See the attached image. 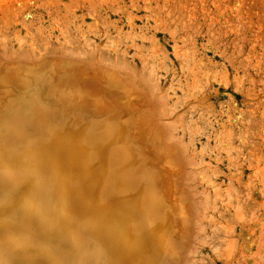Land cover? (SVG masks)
I'll use <instances>...</instances> for the list:
<instances>
[{"label": "rangeland", "instance_id": "374dc122", "mask_svg": "<svg viewBox=\"0 0 264 264\" xmlns=\"http://www.w3.org/2000/svg\"><path fill=\"white\" fill-rule=\"evenodd\" d=\"M130 17L132 18V22L131 20L129 21ZM183 24L184 27L182 26ZM174 26H176V28H174ZM27 31L29 33H27ZM186 35H188L187 42L189 44L188 46L184 47V42L182 43V40L180 41L179 39L180 36L184 37ZM69 44L73 46H70ZM32 45L36 46L37 53H43L45 51L48 52V47L51 49L55 48L54 50L56 52L58 50L61 51V49L64 47L71 55L78 54L82 57H88V59L98 58L102 61L108 60L115 62L120 61L121 58L124 57L128 60V63L130 62L137 67L139 74H143L146 78L153 80L162 91L160 96H163L164 98V92L166 93L168 109L167 114H172L173 117L171 118L170 115H167V119L172 120L178 116H182L181 129L177 134H175L174 139L183 142L184 145H186V147L189 149H187L189 156L194 158V163L189 166V170L195 174L193 180L190 183L195 192L198 194V199L201 201V213H205L208 218L210 213L212 219L214 220L206 219L204 221V227L207 233L204 237L197 239V248L192 257L193 264H251L250 262H252L253 257L255 259L253 260V263L264 264V254H261V252L264 250V246L262 245V247L260 246L261 244H259L261 243L260 234L258 235L257 232L253 231H250L249 233L248 231L241 232L240 225L242 222L238 219V217L244 215L261 214L260 220L264 223V174H262L264 173V0H0V54L20 52L25 56H30ZM126 45L129 46L127 47ZM138 45H140V47H138ZM175 45L181 48V51L184 52V54L191 50L189 59L185 58V60L181 62L180 59H177V57L175 58L176 55L174 49L172 48ZM185 49H188V51ZM60 51L57 53H60ZM181 51L179 54H181ZM141 59H144V63L141 62ZM133 60L134 62H132ZM164 63L166 64L164 65ZM180 67H182L181 70ZM45 70L47 71H44V74H41V71H38L41 76L38 77L39 79L32 77H29V79H21V86L23 88H20V84L16 85V87L20 90L18 93L21 94L22 92L23 97H20L22 95H18L16 92L15 94L12 92L13 94L10 93L5 95V98L2 97L1 99L3 101L0 100V130L2 129L0 131V142H6L4 151H7L8 153H10V151L15 147V150L11 151V153H13L8 157L10 161L14 157L15 160H12V163L4 158H0V192L5 194L9 192L10 194L8 193V196L11 195L6 197L7 195L0 193V196L2 195L3 197L0 199V210H3L2 212L0 211V224L9 222V218H11L10 216L14 215V213H12L15 210L14 208H17L18 204L16 203L20 202L18 206L22 207L24 215H29V213L30 215H33L34 213H37L36 215L38 217L39 214L51 216V219H54L51 221L54 227L51 223H45L44 228L49 231L52 239L61 238V240H65V243H68L69 245L70 242H68L67 238L70 237L72 240L77 239H73L75 236H70L68 233H66V229L63 228L64 225L59 223L61 222V215L66 214L68 210H70L69 207H72L74 199L75 202H77L76 200H82V197L80 198V196H78L79 193L83 192L81 193L82 195L85 193L93 195L92 186L97 182L99 177L96 170H101V167L104 169L102 163L106 160V156L104 153L99 151L97 147L98 145L94 144V146L92 145L91 151L95 155H92V158L87 161V167L90 166L93 168H87L83 166L76 169L66 164V158L64 154L62 156L61 151H58L56 154H54L53 148L57 145V143L62 144V139L64 137L71 135L72 137L78 139V144L75 149H78V147L80 149V140L84 138V135L89 136L95 131L98 132L99 130L113 131V129H117V123L116 119L110 120V114H103L104 116L102 114H97L95 117L90 115L82 101H76L65 95V89L53 87L52 85H54V82L48 78L50 77L49 72H51L52 69L47 68ZM220 74L223 77V74H225L226 78L224 77L222 79H225L228 83L227 87L223 86ZM193 77H195V80ZM45 79H49L46 81L47 83L44 81ZM41 83H43V86ZM50 86L51 90H49ZM175 86L178 87L175 89ZM37 89H40L41 91ZM38 91L40 93H38ZM49 92L52 95L49 96ZM58 92L63 93V95L60 96ZM9 98L11 101L8 100ZM26 99L30 101H27ZM62 99H64L65 102ZM12 101L14 102L11 103ZM160 102L162 109L161 120L164 122V99L163 101L160 100ZM39 103L42 105H39ZM52 104L55 106L54 108ZM70 105H72L74 108H69ZM26 107H30L31 111ZM41 107L47 108L45 111L52 118L55 115L53 120L58 119L56 121L54 120L53 125L44 126V132H41V129L39 128V131L37 129L35 130V128L27 122L25 124L23 123L21 126L19 125L20 122L17 120L18 116L29 119L34 115V113H36L37 109H40ZM6 108L11 109L7 110ZM80 108L84 109L81 110ZM74 109H76V111ZM84 110L86 111L87 117ZM25 114L27 116H25ZM29 115L30 117H28ZM91 116L92 118H90ZM12 118L13 122L11 120ZM14 118H16V120ZM7 121L11 122L12 124H7ZM192 121L194 123L196 122V124H194ZM70 124L73 126H70ZM222 125L223 127H221ZM83 126L84 129L82 128ZM109 126L111 127L109 128ZM70 130H73V132ZM10 131H13L15 134H17L19 138L15 137L16 139H11L10 137H7V133ZM32 138H35L33 139V142H31ZM37 140L40 141L38 144L35 142ZM29 141L34 146H32ZM34 143L41 147L36 146ZM64 148L65 146L63 145L61 149ZM34 149L35 151L39 149V152H37L40 155L35 153ZM63 151V153H66V148ZM0 152L2 151L0 150ZM18 153L20 156H17ZM13 154L16 157L13 156ZM25 154L33 155L25 157ZM21 155L24 156V159ZM217 155L219 156L215 158ZM226 155L229 157L232 156L230 157L231 159ZM35 156L36 159L33 158ZM212 157H214L213 160ZM17 158L18 162H16ZM59 158L60 162L62 163L63 172H69V175L66 176V179L70 182V184L65 185L64 188L65 190L69 189L68 192L63 190L65 192L62 194H56L54 192L51 195V192L48 193L47 190L45 195L46 197H44L48 199L50 198V202H48V199L44 200V202L42 199L39 200V198L36 199L34 196L31 197L28 193L30 191H35L37 189L35 187L40 186V184H46L47 182V184H50V180H52V182L57 179L59 180V173L56 171L54 172L55 168L53 167L55 160ZM228 158L230 161H227ZM21 159H23V161ZM32 160L34 164L31 163ZM99 160L102 162L101 164ZM214 160L218 162H215ZM2 161H7L9 164L7 162V164H4L5 162ZM14 162L17 163V166L14 164ZM36 162L39 164L36 165ZM248 163L250 164V167ZM27 165L31 166L28 167ZM18 169L21 170L19 171ZM69 169L72 172H70ZM108 169L109 168H107V170ZM31 170L36 171V179L35 177L33 179L32 175H29ZM45 171H49L51 174L50 178L48 177L49 180L48 178H45L47 177V173H42ZM111 171L113 173L115 172L114 169ZM212 171L214 174H217L212 175ZM3 173L8 176V178ZM145 173L146 172L144 170L141 171L140 177L144 176ZM200 173L203 176L199 175ZM21 174L24 175V177ZM40 174L44 176L43 181L38 179V176L41 177ZM53 175L55 177L54 180ZM204 175H206L205 180L202 179V177L204 178ZM3 176L4 178L2 179ZM7 179L8 181H5ZM24 179L25 182H27L28 179V182L25 183ZM30 179H33L36 182L34 181L32 183ZM211 180H213V183ZM5 182L9 183L6 184ZM21 182L23 184H21ZM206 183H208V185ZM83 184H85L86 187L83 188ZM126 185L127 181L126 183L120 182L118 177L112 179L111 187L115 193H119V190H126ZM17 186L19 188H17ZM25 187L27 188V191L24 189ZM31 187L35 189L32 190L33 188ZM70 188H72L73 193ZM82 188L85 189V191H81L83 190ZM6 189L8 190L7 192H5ZM74 189L75 191H78L75 192ZM2 190H4V192ZM12 190L14 191L13 194L11 193ZM64 193L67 195H64ZM69 193L76 197L73 196L72 200V197L69 196V199ZM15 194H18V199L16 198ZM23 194H26L24 195L25 197ZM132 194L138 195L136 191ZM94 195L92 197L98 196ZM148 196L150 198L155 197L153 193H149ZM33 197L36 202L33 200ZM56 197L59 200H57ZM12 198H15L13 202ZM20 198L25 199L21 200ZM27 198H30V200L33 202ZM38 200L39 202L42 201L40 202L41 204L45 203V206H40L41 204L38 202ZM52 200L55 202V204L51 202ZM55 200H57L58 203ZM5 201H7L8 204ZM62 202H64V206ZM48 203H53V210L55 212H53L51 208L52 205H48ZM3 204L6 205L7 208ZM14 204H16V206H14ZM94 204L96 203L94 202ZM32 205L35 206L32 207ZM30 206L33 209H31ZM43 206L46 207V211H48L50 207L48 211L49 214L45 213L46 211L44 210ZM66 206H68L69 209H66ZM149 206L150 208H153L154 204L151 202ZM210 209H212V211ZM56 211H58V213ZM8 214L10 216H8ZM85 214H80L78 218L85 219L88 221H86L88 225H92L93 222L92 219L90 220L91 217L88 213L86 215ZM3 217L6 218L4 219ZM149 219L150 218L148 216H145L140 220L138 219L137 222L141 225H139L137 229L142 230L145 222ZM121 222L123 221L120 220V223ZM100 223L101 221H98L96 224L100 225ZM120 223L118 222V224ZM46 224H48L49 227ZM59 224L62 225V228H60ZM129 224L128 222L123 223L124 226H128ZM123 225L122 228H124ZM57 230L58 232H56ZM91 231L92 230L83 231L86 232V236H82L80 238L83 240L100 239L104 245L98 249L95 248L94 250L90 248L86 255H83L79 258L78 264H145V260H143L138 250L133 251L132 249H129L132 243L130 239L125 237L124 239L122 238L123 243L126 242V246L119 242V239L121 240V238H119L118 231L112 230L111 233L113 235L111 236L109 232L104 229H94V231H96V235L94 237L89 236L88 233ZM155 231L158 232L157 229ZM0 234L4 236V241H7L8 243L15 241V238L6 232H2ZM29 234V232H26L24 236L27 237ZM57 234L59 237L56 236ZM263 238L264 237H262V240L264 241ZM28 240V242L38 245L36 248L40 251L41 255L52 254V248L50 249L45 241H41V239H35L31 241L30 239ZM8 243H5L4 245H6L11 250L5 252L0 251V264H10L9 261L5 260L12 256V254L19 252L18 249H14L15 247L12 248L14 243H11L9 246ZM241 246L243 248H240ZM258 246L260 249H258ZM237 247L241 249L240 251L242 255L238 251L239 248L236 249ZM60 248V250L63 252H68L67 247L61 246ZM230 248L232 251H230ZM248 248L249 250H246ZM256 249L258 254L256 253ZM249 253L251 255L253 253L252 258ZM245 254L246 256L249 255L250 257H246ZM258 255L262 258H259Z\"/></svg>", "mask_w": 264, "mask_h": 264}, {"label": "bare ground", "instance_id": "6f19581e", "mask_svg": "<svg viewBox=\"0 0 264 264\" xmlns=\"http://www.w3.org/2000/svg\"><path fill=\"white\" fill-rule=\"evenodd\" d=\"M102 1H104V0H102ZM146 3H147V1H146ZM109 5H110V3H109ZM131 19L132 18L130 17L129 21ZM131 22H132V20H131ZM131 22H129V23H131ZM164 22H165V20H164ZM182 26L184 27V24ZM130 28H131V26H130ZM174 28H176V26H174ZM27 33H29V32L27 31ZM124 34H126V33H124ZM65 35H66V33H65ZM187 37H188V35H186L184 37L180 36V39H179L180 41L182 40L181 41L182 43L184 42V47L188 46V44H189L187 42L188 41ZM73 41H74V39H73ZM20 42H21V39H20ZM70 42H72V41H70ZM70 44H73V43H70ZM70 46H73V45H70ZM138 47H140V45H138ZM158 48H159V46H158ZM172 48L174 49L176 56L173 53L172 54L175 56V58L177 57V59H180L181 62L184 61L185 58L189 59V57L191 55V50L188 51V49H185L188 52H186L184 54V52L181 51L182 49L177 47V45L173 46ZM54 49H51L48 47L47 48L48 52L45 51L43 53H37L36 52V46L32 45L30 56H25V55H23V53H20V52L1 53L0 54V100H2L1 99L2 97L5 98V95L10 94L12 92L14 94L16 92L18 95H22L20 97H23L22 92H21V94L18 93V91H20V90H19V88L16 87V85H18V84H20L19 86H21V83H22L21 79H23V78L29 79V77L39 79L38 77H41V76L38 73V71H41V74H44V71H47L45 69L49 68V69H52V71L49 72L50 77H48V78H50V80L52 82H54V85H52L53 87L58 88V89H59V87L62 89H65V95L69 96L70 98H72L76 101H82V103L86 107V110L88 111V113L94 117L97 114H100V115L101 114L102 115L103 114L104 115L110 114V116H111L110 120L116 119L117 129H115V130L113 129V131H108V130L107 131H102V130L100 131L99 129H97V130H99L98 132L95 131L94 133H92L89 136L84 135L83 136L84 138H82L80 140L81 141L80 145H79V146H81L80 149H79V147H78V149H75V147L78 144V139L72 137L71 135H68L62 139V141H63L62 144L66 148V153H63L64 152L63 150L65 148L61 149L63 146L62 144L57 143V145L54 146V148H53L54 154H56V152H58V151L59 152L61 151L62 156L64 154V156L66 158L65 159L66 164L70 165V167H73L76 169L83 167V166L87 167V161L92 158V155H95L91 151L92 145L94 146V144L98 145L97 147H98L99 151L104 153L106 156V160L103 163L99 160L100 164L102 163V166L104 169H102V167H101V170H96L99 177H98L97 182L92 186L93 187L92 188L93 195L95 194L98 196L92 197L93 195H91V194L89 195V194L85 193L82 195L81 193H83V192H81V193L78 192L79 194L82 195L81 196L78 194V196H80V198L82 197V200L81 201L76 200L77 202H75V199L73 200L74 195L72 196V194L69 193L68 198H69V196L72 197V200L74 201V203H73L72 207H69L70 210H68L67 213L65 211L66 214L61 215V222H59V223L64 225L63 228L66 229V233H68L70 236H75V237H73V239L76 238L77 240H72V239H70V237L67 238L68 242H70L68 245V243H65V240L63 241V240H61V238L60 239H52L49 231L44 228V224L45 223H51V221H53L54 219L52 220L51 216H48V215L45 216L44 214L43 215L41 214L42 216L39 214V217H38L36 215L37 213H34L33 215H30V213H29V215L28 214L24 215L22 207L18 206L20 202L17 201L19 203H16V201H15V203L18 205H17V208L13 207L15 209V210L13 209L14 211L12 212V213H14V215L10 216L8 214V216L11 217V218H9V222L5 223V224H0V233L6 232L10 236H13L15 238V241L14 242L11 241L10 243H8L7 241H4V238H3L4 236L0 234V251H3V252L8 251V250L10 251L11 249H9L4 244L8 243V246H9L11 243H14V246L12 248L15 247L14 249H18L19 252L12 254V256L7 258L5 261H9L10 264H78L79 258L82 257L83 255H86L87 251L90 248L94 250L95 248L98 249L99 247L104 245V243L101 242L100 239L99 240L98 239H88V240L81 239L80 237L86 236V232H83V231L92 230L88 234H89V236L94 237L96 235V231H94V229L100 228V229H104L107 232H109V234L111 236L113 235L111 233L112 230L118 231L119 238H121V240L119 239V242L122 243L123 245H125L126 242L123 243L122 238L124 239V237H125V238L130 239V241H132V243H131L129 249H132L133 251L138 250V252L141 254L143 260H145V264H193V258L192 257H193V254H194L196 248H197V239L204 237L207 233L206 229L204 227V221L206 219H211V220H213V219H212V216L210 215V213H209V218L205 215V213L204 214L201 213V211H200V208L202 206L201 201L198 199V194L195 192L194 188L192 187V185L190 183L193 180V177L195 175L194 172L189 170V166L192 165V163H194V158H191L189 156V153H188L189 149L186 147V145H184L183 142H181L177 139H174L175 134H177L179 132V130L181 129L182 116H178L172 120L167 119L166 116L170 115V114L169 113L167 114L168 109H167L166 93L164 92V98H163V96H160V94H162V91L158 87V85H156L153 80L146 78L143 74H139L137 71V67L130 62L128 63V60L126 58L123 57V58H121L120 61H115V62L114 61H108V60L102 61L101 59H98V58L97 59H92V58L88 59V57H84V56L82 57L78 54L71 55L69 53V51L64 47H63V49H61V51L58 50V51H60V53H57L58 51L56 52ZM180 51H181V54H183V55L179 54ZM132 62H134V60ZM141 62L144 63V59H141ZM165 64L166 63H164V65ZM186 64H188V63H186ZM192 66H194V65H192ZM162 68H164V67H162ZM181 68L182 67H180V70H181ZM223 75L226 78L225 74H223ZM179 76H180V74H179ZM220 76H221V79L224 78L221 74H220ZM162 77H163V75H162ZM193 78L195 80V77H193ZM47 80H49V79H47ZM47 80L45 79L44 81L46 82ZM191 80H192V77H191ZM221 81L223 83V86L227 87L228 83L226 82V80L222 79ZM48 82H50V81H48ZM215 82H216V80H215ZM176 83H179V82H176ZM42 84L43 83H41V85ZM177 87L175 86V89ZM191 87H192V85H191ZM20 88H23V87L21 86ZM27 89H29V88H27ZM37 90H40V89H37ZM49 90H51V86L49 87ZM60 91H61V89H60ZM171 91H173V90H171ZM31 92H33V91H31ZM38 93H40V92L38 91ZM29 94H30V92H29ZM58 94L60 96L63 95V93H59V92H58ZM50 95H52V94L49 92V96ZM176 97H177V95H176ZM22 99H24V98H22ZM38 99H39V97H38ZM45 99H46V97H45ZM163 99H164V122L161 120L162 109H161V102H160V100L163 101ZM8 100L11 101L10 98ZM15 100H16V98H15ZM18 100H19V98H18ZM36 100H35V102H36ZM52 100H54V99H52ZM62 100L64 101V99H62ZM10 101H9V103H10ZM27 101H30V100H27ZM37 101H39V100H37ZM69 101H72V100H69ZM13 102L14 101H12L11 103H13ZM44 102H45V100H44ZM48 102H49V99H48ZM59 103H60V101H59ZM70 103H72V102H70ZM31 104H33V103H31ZM17 105H19V104H17ZM39 105H42V104L39 103ZM67 105H69V104H67ZM77 105H80V104H77ZM43 106H44V104H43ZM52 106H53V104H52ZM22 107H24V106H22ZM54 107L55 106H53V108ZM70 107H72V105H70L69 108ZM15 108H16V106H15ZM26 108H28V107H26ZM72 108H74V107H72ZM2 109H4V108H2ZM6 109L9 110L11 108H6ZM28 109L30 110V107ZM34 109H36V108H34ZM45 109H47V108H45V107L44 108L41 107L40 109L38 108L36 113L33 112L34 115L32 113V115H33L32 117H30L31 114L28 116V117H30L29 119H26V117L22 118V117L18 116L17 120H18V122L21 123V124L19 123V125L21 126V125H23V123L25 124L27 122L28 124L32 125L35 128V130L37 129L39 131V129H41L40 131L44 132L45 131L44 126L53 125L54 120H55V119L53 120L55 115L52 118L50 115H48L46 113ZM83 109H81V110H83ZM74 110L76 111V109H74ZM1 111L4 112L3 110H1ZM32 111H33V109H32ZM84 112L86 115L85 110H84ZM194 113H196V112H194ZM74 114H75V112H74ZM74 114H73V118H74ZM13 115H12V117H13ZM25 116H27V115L25 114ZM92 116L90 118H92ZM170 116H171V118H173L172 114ZM14 117H16V116H14ZM86 117H87V115H86ZM77 118H79V117H77ZM96 118H98V117H96ZM14 119L16 120V118H14ZM11 120L13 122V118ZM56 120H58V119H56ZM76 120H79V119H76ZM89 120H91V119H89ZM83 121H85V120H83ZM70 122H72V121H70ZM3 123H6V122H3ZM9 123H11V122L7 121V124H9ZM14 124H16V123H14ZM194 124H196V122ZM59 125H60V123H59ZM70 126H73V125L70 124ZM74 126H75V124H74ZM192 126H195V125H192ZM103 127H104V125H103ZM106 127H107V125H106ZM110 127L111 126H109V128ZM221 127H223V125ZM82 128L84 129V126ZM104 129H105V127H104ZM30 130H31V128H30ZM24 131H26V130H24ZM70 131L73 132V130H70ZM76 131H77V129H76ZM10 132H13V131H10ZM10 132L7 133V137H10L11 139L18 137V135L15 134L14 132L13 133H10ZM21 133H23V132H21ZM49 133H51V132H49ZM60 134H61V132H60ZM72 135H74V134H72ZM78 137H79V134H78ZM11 139H9V140H11ZM33 139H35V138H32V141L30 139V141L33 142ZM30 141H29V143H31ZM37 141H35V142L38 144L40 141H38V142ZM26 142H28V141H26ZM7 143H9V142H7ZM5 145H6V142H0V150L2 151V152H0V158H2V159L4 158L7 161H10L8 157L13 153V152L11 153V151L15 150V147L12 145L14 147V149H12L13 148L12 147L11 148L12 150L11 151L9 150L10 153H8L7 151H4ZM19 145H21V144H19ZM26 145H27V143H26ZM16 146H18V145H16ZM21 146H24V145H21ZM32 146H34V145L32 144ZM36 146L41 147L39 145H36ZM45 147H46V145H45ZM32 149H33V147H32ZM35 149H34V151H35ZM25 151H26V149H25ZM37 151H35V153L39 154L38 153L39 151L38 152ZM40 151H41V148H40ZM27 152H28V149H27ZM35 153H33V154H35ZM29 155H31V154H29ZM29 155L25 154V157L29 156ZM228 155H230V154H228ZM13 156H15V155L13 154ZM17 156H20V154L18 153ZM218 156L219 155L215 156V158ZM227 157H229V156H227ZM230 157H232V156H230ZM22 158L24 159V156H22ZM33 158L36 159V156ZM229 158L227 159V161L228 160L230 161L231 158L230 159ZM23 159H21V160L23 161ZM40 159H41V157H40ZM213 159H214V157H212V160ZM12 160H15L14 157ZM12 160L10 161V163H12ZM38 160H36V161H38ZM215 160H217V159H215ZM46 161L49 162L48 160H46ZM46 161H44V162H46ZM2 162H5V161H2ZM6 162L4 164L8 163V162L7 163ZM16 162H18V158H17ZM16 162H14L15 165L17 164ZM38 162H36V165L39 164ZM41 162H43V161H41ZM215 162H218V161H215ZM31 163L34 164L33 160ZM31 163H29V164H31ZM19 164H21V163H19ZM22 164H23V162H22ZM46 164H49V163H46ZM12 165H11V167H12ZM54 165H53V167L55 168L54 172L56 171L59 173V174L57 173L59 176V180L57 179L58 182H57V180H54L55 177L53 175L54 181L52 182V180H50V182H49L50 184H47L48 182L46 181L47 182L46 184H40V186L35 187V188H37L35 191L31 192L29 190L30 192L28 194L31 197L34 196L36 199L39 198V200L42 199V201H44V200L48 199V198H45L46 197L45 195L47 192L48 193L51 192V195L54 192L56 194L57 193L62 194L65 191L68 192L69 189L65 190L64 188H65V185L70 184V182L66 179V176L69 175V172L68 171L63 172L62 163L60 162V158L55 160ZM236 165H237V163H236ZM29 166H31V165H29ZM42 166H43V163H42ZM89 167H87V168H89ZM227 167L229 168L228 165H227ZM249 167H250V164H249ZM43 168H45V167H43ZM73 168H72V170H73ZM90 168H93V167H90ZM107 168H109V169L107 170ZM112 169L115 170L114 173L111 171ZM18 170L20 171L21 169H18ZM143 170L146 173L144 174V176L140 177V172ZM33 171L31 170L29 175H32V177L34 179V177L37 175V173H35L36 171H34V172ZM69 171H70V169H69ZM237 171H239V170H237ZM38 172H40V171H38ZM70 172H72V171H70ZM230 172H232V171H230ZM42 173H47V175H46L47 177H45L46 179L48 177L50 178L51 174L49 171H45ZM70 174H73V173H70ZM75 174H77V173H75ZM213 174H214V172L212 173V175ZM216 174H214V175H216ZM231 174H233V173H231ZM262 174H264V173H262ZM1 175H2V173H1ZM26 175H28V174H26ZM26 175H25V178H26ZM40 175H41V177L38 176L39 177L38 179L40 181H43L44 176H42V174H40ZM199 175H202V174L200 173ZM22 176L24 177V175H22ZM205 176L206 175H204V178L202 177V179L205 180L206 179ZM6 177L8 178V176H6ZM115 177H118L120 182L126 183V181H127L126 190H119V193L114 192L111 185H112V179ZM3 178H4V176L2 177V179ZM14 178H16V177H14ZM17 178H19V177H17ZM20 178H22V177H20ZM27 178H28V176H27ZM49 178H48V180H49ZM93 178H94V176H93ZM230 178H231V175H230ZM33 179H30V181L32 183L35 181ZM35 179H36V177H35ZM227 179H228V177H227ZM234 179H236V178H234ZM19 180H21V179H19ZM5 181H8V179ZM211 181L213 183V180H211ZM17 182H19V181H17ZM24 182H25V179H24ZM27 182H28V179H27ZM27 182H25V183H27ZM236 182H237V180H236ZM5 183L8 184L9 182L8 183L5 182ZM208 183H206V184L208 185ZM21 184H23V183L21 182ZM230 185H231V183H230ZM18 186H17V188H19ZM20 186H22V185H20ZM31 186H33V185H31ZM9 187H10V185H9ZM13 187H11V188H13ZM69 187H72V186H69ZM84 187H86L85 184H83V188ZM31 188H33V187H31ZM35 188H33L32 190H34ZM24 189H26V191H27L26 187ZM63 190H65V191H63ZM70 190H72V188H70ZM207 190H208V188H207ZM225 190H227V189H225ZM2 191L4 192V190H2ZM7 191L8 190L6 189L5 192H7ZM74 191H75V189H74ZM76 191H78V190H76ZM81 191H85V189H83ZM87 191H89V190H87ZM135 191H136V193H138V195L132 194ZM215 192H217V191H215ZM0 193L5 194L2 192H0ZM8 193L9 192H7V194H5V195H7L6 197L11 196V195L8 196ZM11 193L13 194L14 191L12 190ZM72 193H73V190H72ZM149 193H153L155 195V197L150 198L148 196ZM5 195H3V196H5ZM24 195H26V194H23V196ZM64 195H67V194L64 193ZM75 195H76V193H75ZM15 196L18 199V194H15ZM1 197H2V195L0 196V199H1ZM34 197H33V200H34ZM74 197H76V196H74ZM24 199L25 198H23L21 200H24ZM27 199L30 200V198H27ZM49 199H48V202H50ZM64 199H66V198H64ZM13 200H15V198L14 199L12 198V202H13ZM39 200H38V202H39ZM57 200H59V199L57 198ZM57 200H55V201L57 202ZM30 201L33 202L32 200H30ZM42 201H40V202H42ZM5 202H7V201H5ZM51 202H53V200ZM94 202L96 204L97 203L98 204L96 205V204H94ZM151 202L154 204L155 208L154 207L150 208L149 205ZM53 203L55 204V202H53ZM53 203H51V204L48 203V205H52ZM62 203L64 206V202H62ZM65 203H67V202H65ZM68 203H70V202H68ZM7 204H8V202H7ZM16 204H14V206H16ZM44 204L42 203L40 206H42ZM70 204H72V203H70ZM226 204H228V203H226ZM4 206L6 207V205H4ZM34 206L32 205V207H34ZM32 207H31V209H33ZM45 208L46 207H44V210H45ZM51 208L53 210V205L51 206ZM67 208H68V206H66V209ZM49 209H50V207H49ZM49 209H48V211H49ZM34 210H36V209H34ZM210 210L212 211V209H210ZM214 210H216V209H214ZM0 211L2 212L3 210H0ZM25 211H26V209H25ZM48 211H46L45 213L49 214ZM61 211H62V208H61ZM86 211H89V212H86ZM53 212H55V211L53 210ZM56 212L58 213V211H56ZM85 212H86V214L88 213L89 216L91 217L90 220L92 219V222H93L92 225H88L87 220L78 218L80 214L84 215ZM208 212H209V210H208ZM237 213H238V211H237ZM50 215H51V213H50ZM145 216H148L150 219L145 222L142 230H138L137 227L141 224L138 223L137 221H138V219L140 220L141 218H143ZM260 216H261V214L260 215L251 214V215H244L241 217H238V216L237 217L242 222L240 225L241 232H245V231H248V233L250 231L257 232L258 235L260 234V237H261L260 238L261 243H259V244H261L260 246H262V245L264 246V243H263L264 241L262 240V237H264V223L260 220ZM3 218L5 219L6 217H3ZM82 218H83V216H82ZM7 219H8V217H7ZM225 219H227V218H225ZM120 220L123 221V222H121L122 225L125 222H128V224L129 223L130 224L128 226L123 225L124 228H122ZM223 220H224V218H223ZM98 221H101L100 225L96 224ZM118 222L120 224H118ZM46 225H48V224H46ZM52 226H53V224H52ZM48 227H49V225H48ZM60 228H62V225H60ZM224 228H225V226H224ZM56 229H58V228H56ZM121 229H123V230H121ZM156 229L158 230V232L155 231ZM26 232L30 233L29 236H27V237L24 236V234ZM52 232H54V231H52ZM56 232H58V230ZM60 233H62V232H60ZM211 234H210V236H211ZM250 234H252V233H250ZM56 236H58V234ZM248 236H250V235H248ZM23 237H25V238H23ZM78 238H80V239H78ZM24 239H26V240H24ZM28 239H30V241L35 240V239H41V241H45V243H47V245L50 247V249L52 248V251H51L52 254L41 255L40 251L36 248V247H38V245L28 242L29 241ZM11 240H12V238H11ZM117 241H118V239H117ZM61 246L67 247L68 252H63L62 250H60ZM232 246H233V244H232ZM238 248L239 247H237L236 249H238ZM240 248H243V247L241 246ZM240 248L238 249L239 253H241ZM258 249H260L259 246H258ZM246 250H249V248ZM230 251H232V249ZM263 251L261 252L262 255L264 254ZM256 253H257V249H256ZM225 254H226V252H225ZM246 254H245V256H246ZM257 254H255V255H257ZM241 255H242V253H241ZM250 256L252 258L253 253H252V255L250 254ZM250 256L248 255L246 257H250ZM259 258H262V257L259 256ZM241 260H243V259H241ZM253 260H255L254 257H253ZM253 260H252V262H250L251 264L253 263ZM253 264H255V263H253Z\"/></svg>", "mask_w": 264, "mask_h": 264}]
</instances>
